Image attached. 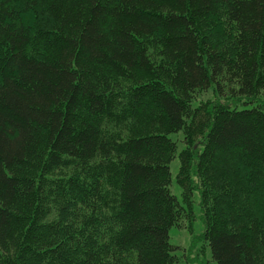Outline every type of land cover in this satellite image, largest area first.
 <instances>
[{"label": "trees", "instance_id": "obj_1", "mask_svg": "<svg viewBox=\"0 0 264 264\" xmlns=\"http://www.w3.org/2000/svg\"><path fill=\"white\" fill-rule=\"evenodd\" d=\"M226 79L264 92V0H0V264H180L195 188L216 264H264V109L188 103Z\"/></svg>", "mask_w": 264, "mask_h": 264}, {"label": "rangeland", "instance_id": "obj_2", "mask_svg": "<svg viewBox=\"0 0 264 264\" xmlns=\"http://www.w3.org/2000/svg\"><path fill=\"white\" fill-rule=\"evenodd\" d=\"M232 83L233 82L226 79L223 80L221 87H217L220 88V90H215V87H210L208 89L197 91V93L194 94L195 97L188 103L191 104L193 109H196L197 106L204 107V105L208 103L217 105L218 101L222 103L228 102L231 107H238L240 109L251 108L255 106L264 109V92L258 95L259 97L257 99L250 102L243 99H233L234 96L232 94H235L239 87L237 84ZM261 95L263 96L261 97ZM186 121L187 124L184 123L181 130L175 131L168 135L169 138L175 140L177 151H180L184 148V143L187 139L185 130H187V127L192 123L190 119H187ZM122 133L124 135L126 134L124 132ZM198 142L201 143V140H196V143H194V147H198L200 149V145ZM179 165L180 161L177 157H175L171 163L172 184L170 188L172 189V192L176 194L180 199L181 188L179 187V184L177 182ZM195 179L197 182L198 178L195 177ZM192 199L194 208V220L192 221V223H190L189 225H185L182 228L172 227L170 229V240L172 244H176L179 246L178 255L181 256L180 264H216V262L212 258V252L209 246V242L204 236L205 224L202 216V207L200 204L201 195L198 188H195ZM54 210H56L55 207Z\"/></svg>", "mask_w": 264, "mask_h": 264}]
</instances>
